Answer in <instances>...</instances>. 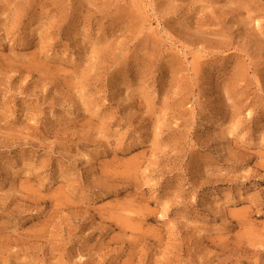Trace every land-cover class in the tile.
I'll return each mask as SVG.
<instances>
[{"label":"rangeland","instance_id":"374dc122","mask_svg":"<svg viewBox=\"0 0 264 264\" xmlns=\"http://www.w3.org/2000/svg\"><path fill=\"white\" fill-rule=\"evenodd\" d=\"M0 264H264V0H0Z\"/></svg>","mask_w":264,"mask_h":264}]
</instances>
